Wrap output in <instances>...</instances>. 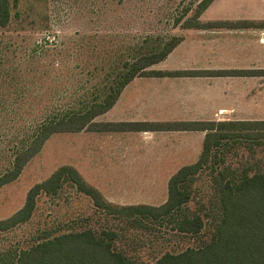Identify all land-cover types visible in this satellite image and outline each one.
<instances>
[{"label":"rangeland","instance_id":"1","mask_svg":"<svg viewBox=\"0 0 264 264\" xmlns=\"http://www.w3.org/2000/svg\"><path fill=\"white\" fill-rule=\"evenodd\" d=\"M201 1L9 0L11 21L0 26V174L12 167L17 151L48 118L102 102L117 86L127 62L160 52L170 41L179 40L145 75L135 77L158 80L156 93L182 100L189 87L213 89L236 80H264V68L247 65L249 55L240 54V63L224 66L228 63H216L219 55L215 62L212 54L211 65L197 66L193 61L204 59L206 53L187 43L264 29V0H213L197 18ZM193 64L196 67L189 66ZM164 112L170 119L107 121L105 112L93 119L97 124H150L141 126L144 129L132 125L93 130L94 125L53 133L19 176L0 187V220L19 210L29 190L63 166L75 168L88 186L98 190L105 207L95 205L69 175L63 176L56 191L42 190L36 196L29 218L0 230V264H11L21 250L42 240L87 228L98 236L115 232L114 248L128 260L144 264L154 263L166 252L177 253L212 241L222 218L221 188L228 181L235 183L264 172V130L233 135L234 130L221 125L228 120H198L215 121L214 127L223 136L210 141V153L202 167L180 185L190 193V200L157 219L120 213L121 206L164 203L170 177L183 167L178 164L186 160L188 165L194 164L201 156L207 130H202L206 135L196 155L187 150L183 137L167 134L192 131L176 126L191 120L171 119L184 115L183 106L174 101ZM245 113L261 116L264 108H248ZM158 124L168 127L160 129ZM144 131L166 133L144 140ZM195 215L203 220L201 230L181 231L179 224Z\"/></svg>","mask_w":264,"mask_h":264},{"label":"trees","instance_id":"2","mask_svg":"<svg viewBox=\"0 0 264 264\" xmlns=\"http://www.w3.org/2000/svg\"><path fill=\"white\" fill-rule=\"evenodd\" d=\"M213 0H203L199 4L197 18ZM11 21L9 0H0V26ZM196 24V23H195ZM194 25V24H193ZM190 26V25H189ZM179 40L165 44L162 51L145 53L132 62L117 81V86L106 95L102 102L95 101L89 107L79 111H66L48 118L36 130L27 145L17 151L12 167L0 174V187L15 180L26 163L35 156L45 141L57 132L81 131L97 125L93 130L113 129L121 126H150L146 123H96L93 119L109 110L119 98L124 86L137 76L145 75L148 67L162 60ZM168 124H158L166 129ZM215 121H183L176 124L182 129L207 130L201 156L197 162L181 167L168 182V198L160 205L136 204L121 206L117 210L128 216H151L155 219L166 215L190 200V193L181 190L180 185L196 173L210 153V141L222 137L221 131L214 127ZM222 126L234 130L233 135L264 130L261 121H225ZM175 126V127H176ZM255 134V133H254ZM258 134V133H257ZM229 135V134H228ZM69 175L79 190L90 195L95 205L104 208L105 203L98 190L88 186L77 170L63 166L45 181L33 186L24 205L10 217L0 220V230L6 229L30 217L35 206L36 196L42 191H56L63 176ZM109 204V203H108ZM222 218L216 228L215 237L200 247H187L181 252H166L152 264H264V172L244 176L237 182H226L220 190ZM109 206H112L109 204ZM203 227L199 215L186 218L179 224V229L187 233H198ZM115 232H104L103 236L87 228L81 231L65 232L42 240L27 249H23L12 258L11 264H144L128 260L114 248Z\"/></svg>","mask_w":264,"mask_h":264},{"label":"crops","instance_id":"3","mask_svg":"<svg viewBox=\"0 0 264 264\" xmlns=\"http://www.w3.org/2000/svg\"><path fill=\"white\" fill-rule=\"evenodd\" d=\"M261 37L264 38V29L260 31L244 30L231 32L229 37L225 39H221L218 35L204 39L197 38V40L192 39L187 43L191 48L194 47L206 53L204 59L200 58L193 61L200 67L211 65L212 54L215 62L216 54L219 55V61L216 63H228L224 66H233L236 63H240L239 57L242 54L243 57L246 55L250 56V62L247 65L255 63L253 67L264 68V39L262 40ZM184 43H186L185 40L181 43V46ZM196 65L189 66L196 67ZM255 82L257 83L256 92L254 90ZM155 86H158V80L151 78L142 77L131 80L123 89L114 106L105 112L104 115L107 116V121L168 120L170 117L164 115L166 114L164 111L168 109V104L174 101H178L180 106H183L185 113L182 117H172L171 119L178 118L191 121L214 119L264 120V115L252 116L244 114L248 108L263 111L264 80L259 78H252L249 81L236 80L231 84L226 82V84L221 86L217 84V87L213 89L203 85L197 86L196 89L189 87L185 96H182V100L173 94L156 93L157 87ZM151 114L160 115L155 117ZM126 133L130 132H124V134ZM164 133L166 132H157L155 134L159 136ZM155 134L144 131L141 135L144 140H150L151 137L156 136ZM167 134L183 137L181 141L187 144V150H192L196 154L201 151L206 132L202 130L171 131L170 133L167 132ZM167 157L172 156L168 155ZM187 161L178 165H188Z\"/></svg>","mask_w":264,"mask_h":264}]
</instances>
